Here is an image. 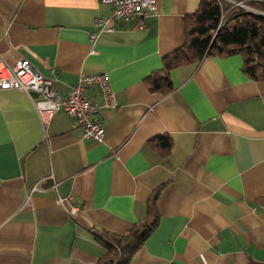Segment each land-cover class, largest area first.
Masks as SVG:
<instances>
[{
	"label": "crops",
	"instance_id": "obj_1",
	"mask_svg": "<svg viewBox=\"0 0 264 264\" xmlns=\"http://www.w3.org/2000/svg\"><path fill=\"white\" fill-rule=\"evenodd\" d=\"M198 4L156 0L140 25L101 0H0L6 63L29 59L61 96L104 74L116 102L95 141L62 110L43 126L34 92L0 89V264H96L98 233L125 234L155 190L157 225L130 264H264V81L231 54L173 68L168 93L147 84Z\"/></svg>",
	"mask_w": 264,
	"mask_h": 264
},
{
	"label": "trees",
	"instance_id": "obj_2",
	"mask_svg": "<svg viewBox=\"0 0 264 264\" xmlns=\"http://www.w3.org/2000/svg\"><path fill=\"white\" fill-rule=\"evenodd\" d=\"M243 6L224 0H199L197 9L184 16V42L163 57L162 67L147 78L151 91L172 89L170 71L206 56L239 54L241 70L256 81H264V0H243ZM167 149L170 140L160 137ZM157 190L150 196L146 215L125 234L98 233L105 251L96 264H130L132 255L158 222ZM246 264H258L247 262Z\"/></svg>",
	"mask_w": 264,
	"mask_h": 264
},
{
	"label": "built area",
	"instance_id": "obj_3",
	"mask_svg": "<svg viewBox=\"0 0 264 264\" xmlns=\"http://www.w3.org/2000/svg\"><path fill=\"white\" fill-rule=\"evenodd\" d=\"M111 6L110 20H142L156 10V0H101ZM233 5L243 6L240 1H230ZM109 19H97L100 28H112ZM91 38L94 37L92 34ZM97 86L101 93L100 102L93 101L85 93L88 86ZM21 89L34 92L33 98L39 119L46 126L56 111L62 110L77 121L82 129V136L95 141H102L104 128L99 111L104 107H114L115 95L104 74H86L81 72L76 83L66 96H61L50 87V81L36 70L29 59L21 57L12 63H6L0 55V89ZM57 201L68 207V213L76 215L79 208L70 195L57 197Z\"/></svg>",
	"mask_w": 264,
	"mask_h": 264
}]
</instances>
